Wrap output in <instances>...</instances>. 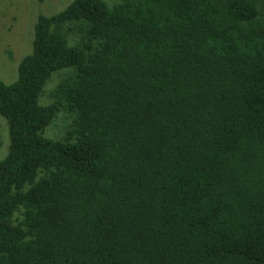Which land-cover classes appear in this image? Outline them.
<instances>
[{
  "label": "trees",
  "instance_id": "1",
  "mask_svg": "<svg viewBox=\"0 0 264 264\" xmlns=\"http://www.w3.org/2000/svg\"><path fill=\"white\" fill-rule=\"evenodd\" d=\"M0 115V264H264V0L39 14Z\"/></svg>",
  "mask_w": 264,
  "mask_h": 264
},
{
  "label": "rangeland",
  "instance_id": "2",
  "mask_svg": "<svg viewBox=\"0 0 264 264\" xmlns=\"http://www.w3.org/2000/svg\"><path fill=\"white\" fill-rule=\"evenodd\" d=\"M72 0H0V80H15L17 66L32 50L34 24L39 14L62 11ZM10 142L7 121L0 115V158Z\"/></svg>",
  "mask_w": 264,
  "mask_h": 264
}]
</instances>
